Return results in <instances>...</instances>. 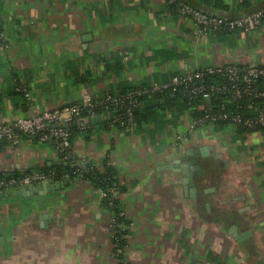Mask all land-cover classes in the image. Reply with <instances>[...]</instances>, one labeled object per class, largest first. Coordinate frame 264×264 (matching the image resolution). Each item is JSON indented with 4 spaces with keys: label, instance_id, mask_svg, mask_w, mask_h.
<instances>
[{
    "label": "crops",
    "instance_id": "crops-1",
    "mask_svg": "<svg viewBox=\"0 0 264 264\" xmlns=\"http://www.w3.org/2000/svg\"><path fill=\"white\" fill-rule=\"evenodd\" d=\"M183 1L230 19L264 9V0ZM231 64L264 66V21L200 35L168 0H0V124ZM154 111L130 132L97 114L72 134L76 159L99 173L114 167L125 222L84 178L0 191V264H264V130L188 134L194 115L181 104ZM59 163L30 137L0 146L2 175Z\"/></svg>",
    "mask_w": 264,
    "mask_h": 264
},
{
    "label": "built area",
    "instance_id": "built-area-1",
    "mask_svg": "<svg viewBox=\"0 0 264 264\" xmlns=\"http://www.w3.org/2000/svg\"><path fill=\"white\" fill-rule=\"evenodd\" d=\"M168 2L181 17L189 18L193 22L200 35L237 29L251 31L257 28L264 18V9L230 19L205 14L183 0ZM167 90L178 91L190 101L202 100L207 103L201 115L190 120L187 126L188 134L201 125L216 124L232 125L245 131L264 130V66L211 65L174 76L166 83L132 88L118 95L109 94L101 99L84 95L80 101L66 107L30 114L13 123L0 124V146H15L22 138L30 137L42 144L51 145L65 162L74 158L71 150L72 133L69 128L73 122L80 129H84L86 118L106 114L109 116L107 123L110 127L130 132L136 127L134 115L141 106V99ZM25 96L28 97V93ZM180 141L181 137L176 136L172 142L173 148L176 149ZM76 160L77 166L87 172L93 170L86 167L83 160ZM58 176L59 172L51 169L29 171L17 177H3L0 178V191L34 186L57 180ZM64 179L68 180L69 176L63 174L59 180ZM101 195L107 199L108 205H113L118 190L115 185L108 186L104 190L101 189ZM118 226L124 227L122 224Z\"/></svg>",
    "mask_w": 264,
    "mask_h": 264
},
{
    "label": "trees",
    "instance_id": "trees-1",
    "mask_svg": "<svg viewBox=\"0 0 264 264\" xmlns=\"http://www.w3.org/2000/svg\"><path fill=\"white\" fill-rule=\"evenodd\" d=\"M264 21V18L261 20V22ZM210 79V78H209ZM174 97V98H173ZM151 100L153 102V105L148 108H139L134 115L136 124H140L142 120H150L152 116L154 117L155 114V108L161 107L162 103H171V104H181L184 109H186L188 112L192 113L194 115L193 119H196L201 115L203 110L207 107L205 105L204 101H190L186 97L182 96L178 91L173 90H167L163 93L154 94L151 96H145L141 99V104L144 100ZM200 106V109H199ZM197 108V109H196ZM197 110V111H196ZM197 113V114H196ZM220 125V124H219ZM70 131L73 134L74 132H77L79 129L77 127V124L73 122L70 126ZM242 131H245L243 129H240ZM76 158H71L69 160H66L64 165L54 168H43L40 171H48L51 169H54L59 172V176L56 178L57 180L61 179V175L67 174L69 176V181H72L76 178H84L88 179L89 181H92L99 189H106L108 186L115 185L118 192H120V187L118 185V181L116 178V172L114 167L112 166H105V170L103 173H99L96 168L91 171L87 172L86 169H82L81 167L77 166L76 164ZM87 167V166H86ZM21 173L17 172H8L5 174H0V178H7V177H17ZM105 202L108 204L107 199H104ZM118 200H114L112 205V211L116 215L117 221H123L125 222V219L123 217L118 216ZM125 230L121 231L118 230V236L119 239H121V235H124Z\"/></svg>",
    "mask_w": 264,
    "mask_h": 264
},
{
    "label": "water",
    "instance_id": "water-1",
    "mask_svg": "<svg viewBox=\"0 0 264 264\" xmlns=\"http://www.w3.org/2000/svg\"><path fill=\"white\" fill-rule=\"evenodd\" d=\"M64 164L65 163H59L58 165H64ZM188 166H189V168L192 167L190 164ZM190 179H191V177H190ZM68 183H69V180H67V179H64V180H49V181L42 182V183L38 184L37 187L41 188V189H44L47 192V191H51L53 189H59L63 185H68ZM25 191H31V192L33 191L34 192V188L32 186H26L24 188H21L19 192L23 193Z\"/></svg>",
    "mask_w": 264,
    "mask_h": 264
}]
</instances>
